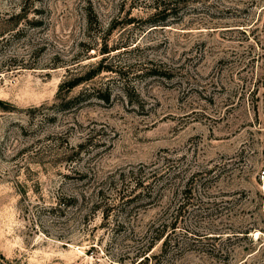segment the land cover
Wrapping results in <instances>:
<instances>
[{
	"label": "rangeland",
	"instance_id": "rangeland-1",
	"mask_svg": "<svg viewBox=\"0 0 264 264\" xmlns=\"http://www.w3.org/2000/svg\"><path fill=\"white\" fill-rule=\"evenodd\" d=\"M155 1L0 0V264H264V0Z\"/></svg>",
	"mask_w": 264,
	"mask_h": 264
},
{
	"label": "trees",
	"instance_id": "trees-1",
	"mask_svg": "<svg viewBox=\"0 0 264 264\" xmlns=\"http://www.w3.org/2000/svg\"><path fill=\"white\" fill-rule=\"evenodd\" d=\"M176 0H162V1H155L153 10L154 13L150 15V17L146 20V23L151 27H159V26H168L166 24L169 23L170 18L174 17L177 14V5L175 3ZM136 21L135 18H130L126 21L125 26H129L134 24ZM115 23H113L109 29L110 32H112L114 29H116ZM128 45L123 46L122 48H127ZM120 48L116 49H108L107 47L103 49H99L101 55H103L102 59L98 61L95 64H91L89 66H86L84 71H82L80 74L76 75L73 74V72H69V75L63 80V82L60 84L57 97L58 99H61L60 103H57V105L54 106V109L56 112H65L70 111L72 109H75L85 102H88L92 99H99V100H106L109 101L111 94L110 92L107 94H103L102 88H85L82 90L78 95L74 97H70L69 94L76 88L81 85H87L91 83L93 80H95L97 77H99L103 73H109L110 75L117 76L122 84V90L123 92L128 94V91L130 89V85L128 83V79H126V75L124 73V68L120 66H113L109 64H105L108 60V57L110 56V53L116 50H119ZM91 50H97L96 47L89 48L88 52ZM157 72V71H156ZM76 75V76H74ZM139 188H141V185H139L136 182V188L132 189L128 195H122L120 193V199L127 198L123 201L124 204L130 205L137 196L142 193V191H137ZM137 191V192H136ZM124 196V197H123ZM123 197V198H122ZM163 245L165 247H168L169 240L168 236L161 235L155 243L151 246L153 248L158 241L163 240Z\"/></svg>",
	"mask_w": 264,
	"mask_h": 264
}]
</instances>
